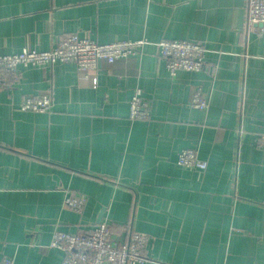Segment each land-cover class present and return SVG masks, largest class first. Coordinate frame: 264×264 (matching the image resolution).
Instances as JSON below:
<instances>
[{
    "label": "crops",
    "instance_id": "crops-1",
    "mask_svg": "<svg viewBox=\"0 0 264 264\" xmlns=\"http://www.w3.org/2000/svg\"><path fill=\"white\" fill-rule=\"evenodd\" d=\"M246 0H0V55L49 51L76 34L144 39L139 53L82 74L19 67L0 88V260L61 264L52 234L148 238L143 264H264V38ZM161 40L206 49L205 69L171 77ZM139 88L148 121L129 120ZM199 89L207 103L190 105ZM50 93L49 113L20 111ZM194 150L204 169L177 165ZM81 197L80 213L63 206Z\"/></svg>",
    "mask_w": 264,
    "mask_h": 264
},
{
    "label": "built area",
    "instance_id": "built-area-1",
    "mask_svg": "<svg viewBox=\"0 0 264 264\" xmlns=\"http://www.w3.org/2000/svg\"><path fill=\"white\" fill-rule=\"evenodd\" d=\"M245 15L247 30L258 24L264 25V0H246ZM261 32L264 38V28ZM146 44V40L141 39L100 45L71 34L59 40L49 51L23 49L13 55H0V73H5L14 80L19 67H51L55 63H73L82 74L96 73L102 64L110 65L116 60L135 55ZM156 47L171 77L179 71L197 73L205 69L206 49L200 43L161 40ZM5 87H8V84L0 75V88ZM190 105L200 111L207 109V103L199 89L192 95ZM51 108L50 93L26 96L19 104L20 111L34 113H49ZM129 120H149L148 105L143 101L139 88L134 90L129 102ZM258 147L264 151V132L258 136ZM177 165L193 169L205 168L197 153L190 149H183L178 153ZM83 205L84 199L81 197H64L63 206L76 213L82 211ZM147 243L148 238L139 233H132L125 241H117L111 237L109 225L101 222L87 235L55 231L50 247L63 253L61 264H143L146 259L141 252ZM0 264H13V259L5 256L0 260Z\"/></svg>",
    "mask_w": 264,
    "mask_h": 264
},
{
    "label": "water",
    "instance_id": "water-1",
    "mask_svg": "<svg viewBox=\"0 0 264 264\" xmlns=\"http://www.w3.org/2000/svg\"><path fill=\"white\" fill-rule=\"evenodd\" d=\"M259 26L261 25V24H258ZM261 27H264V25H261Z\"/></svg>",
    "mask_w": 264,
    "mask_h": 264
}]
</instances>
